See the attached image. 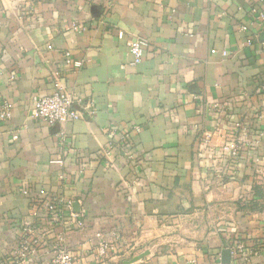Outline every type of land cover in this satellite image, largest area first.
<instances>
[{
  "label": "crops",
  "instance_id": "obj_1",
  "mask_svg": "<svg viewBox=\"0 0 264 264\" xmlns=\"http://www.w3.org/2000/svg\"><path fill=\"white\" fill-rule=\"evenodd\" d=\"M260 13L264 0H0V264L65 246L76 264H216L238 240L264 264ZM58 84L82 117L50 125L31 108ZM112 130L129 147L107 154ZM95 231L120 237L104 262Z\"/></svg>",
  "mask_w": 264,
  "mask_h": 264
},
{
  "label": "built area",
  "instance_id": "obj_2",
  "mask_svg": "<svg viewBox=\"0 0 264 264\" xmlns=\"http://www.w3.org/2000/svg\"><path fill=\"white\" fill-rule=\"evenodd\" d=\"M114 0H99L100 4L107 2V4L112 3ZM260 22L264 20V13H260L258 16ZM74 26L80 28L83 26H79L76 23H73ZM246 29L245 26L242 27ZM148 46V40L139 35H134L130 40L129 50L133 57V64L140 63L145 55V49ZM212 52H216V50H212ZM226 55V52H223ZM67 62L72 63L69 56H67ZM73 64L76 66H81L80 61H75ZM79 102V99L71 94L67 89H65L61 85H57L56 89L53 93L46 96L36 97L31 108L32 115L38 119H42L48 124L52 125L55 123H63L67 121L77 120L82 117V112L75 107V103ZM95 111H90V114H94ZM12 117V106L10 102L4 100L0 101V121H6L11 119ZM130 131H124L119 133L115 130L110 131V141L105 147V151L109 154L113 149L118 147H129V137ZM14 138H18L17 135ZM231 155L237 156L239 151V145L237 143H233L230 147ZM68 208L70 209L69 215L74 218L72 220L73 226L78 232L82 234L86 231L85 225V213H75L71 209V203H68ZM49 211L53 212L54 218L57 220L66 219L65 213H59V209L57 204L53 203L48 208ZM67 216V215H66ZM93 238L97 241L96 243V254L97 257L102 261H106L110 255L114 252L119 244V234L117 232H112L110 235H105L101 231H95L93 233ZM65 240V239H63ZM66 240L64 241V243ZM231 250V261L229 263H223L222 260L218 261L216 264H249L250 262V251L247 250L245 244L238 240L232 246L229 247ZM27 248L24 249L23 254H25ZM30 250V249H29ZM35 254V250H30ZM77 259L71 250H69L66 246L59 249L53 257L50 258L49 264H76Z\"/></svg>",
  "mask_w": 264,
  "mask_h": 264
},
{
  "label": "water",
  "instance_id": "obj_3",
  "mask_svg": "<svg viewBox=\"0 0 264 264\" xmlns=\"http://www.w3.org/2000/svg\"><path fill=\"white\" fill-rule=\"evenodd\" d=\"M95 8H97V7H95ZM262 37L264 39V33L262 34ZM230 261H231V250L229 248H226L222 251V262L223 263H229Z\"/></svg>",
  "mask_w": 264,
  "mask_h": 264
},
{
  "label": "trees",
  "instance_id": "obj_4",
  "mask_svg": "<svg viewBox=\"0 0 264 264\" xmlns=\"http://www.w3.org/2000/svg\"><path fill=\"white\" fill-rule=\"evenodd\" d=\"M256 194H259V190L256 188ZM261 194H259V196H260ZM262 196V195H261Z\"/></svg>",
  "mask_w": 264,
  "mask_h": 264
}]
</instances>
